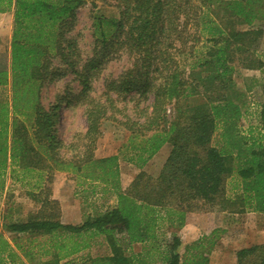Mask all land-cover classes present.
Masks as SVG:
<instances>
[{"label": "trees", "instance_id": "trees-1", "mask_svg": "<svg viewBox=\"0 0 264 264\" xmlns=\"http://www.w3.org/2000/svg\"><path fill=\"white\" fill-rule=\"evenodd\" d=\"M90 1L94 0H0V11L13 7L14 12L10 70L0 65V88L9 83L12 88L11 101H0V176L11 162L21 170L16 180L27 181L37 171L41 182V191L28 193L39 209L25 221L9 223L8 230L48 237V243L38 245L40 255L22 249L32 264H151L153 251L166 264H185L178 251V231L190 212L208 205L264 211V100L262 130L253 136L240 129L243 113L232 96L238 54L243 66L264 69L258 52L264 0H116L117 16H94L95 51L81 70L76 42L67 33L77 11ZM121 50L134 58V64L109 82V93L142 91L153 96L137 120L126 121L132 129L130 140L140 139L133 146L136 154L126 161L143 167L165 144L171 150L156 180L144 181L142 173L128 190L118 188L112 208L79 224L63 223L59 202L51 198L47 184L54 181L53 172L93 178L99 170L96 178L118 186L120 155L96 158L86 151L78 159H63L57 124L65 100L47 107L41 88L58 74L60 69L51 67L58 58L80 76L83 87L75 97L85 103L86 136L92 148L103 136L106 101H114L110 96L106 101L91 97V79L101 55ZM3 54L4 63L8 55ZM221 126L224 143L219 147L213 138ZM235 175L242 190L228 197L227 182ZM85 234L104 235L110 254L88 256L79 263L75 256L91 246L83 240ZM135 243L145 250L131 252ZM209 255L195 254L187 264H207ZM15 257L0 234V264L14 262ZM236 258L235 264H264V243L239 249Z\"/></svg>", "mask_w": 264, "mask_h": 264}, {"label": "rangeland", "instance_id": "rangeland-1", "mask_svg": "<svg viewBox=\"0 0 264 264\" xmlns=\"http://www.w3.org/2000/svg\"><path fill=\"white\" fill-rule=\"evenodd\" d=\"M118 13L116 0L90 1L77 11L67 38H72L76 42L75 55L79 60L81 70L84 69V65L95 51L94 16L96 14L117 16ZM9 15L4 19L7 21L5 28L0 29V39H3L0 51L3 52H7L12 35L13 20ZM199 48H201L200 45ZM258 52L262 53L261 58L264 60V35ZM1 54L0 65L7 66L8 62L3 63L5 58L2 57L4 54ZM101 57L103 59L99 68L94 70L97 74L91 79L92 91L90 95L101 101H106L110 96L114 102L110 104L109 100L106 101L108 112L101 124L103 136L94 147L88 148L85 103L75 97L83 87L80 76L71 72V68L58 58L53 60L51 65L53 69H60L58 74L53 79L46 81L41 88L42 101L47 107L62 99L65 100L59 110L57 124L58 136L65 145L59 150L63 159H78L86 151H92L96 158L120 155L119 187L102 178H96L99 170L95 171L93 178L82 176L76 172L61 170L53 172L54 181L47 184L51 187V198L59 202L60 220L63 223L79 224L90 216H97L112 208L117 202L116 191L118 188L128 190L133 181L142 173V180L150 182L156 180L171 150L170 144H167L168 150L165 149L159 156H155L156 153L143 167L126 161V158L136 154L137 151L133 146L137 145L140 140L138 138L130 140L132 129L126 126V121L128 119L137 120L142 110L151 105L153 96L152 94L143 95L142 91L122 94L109 93V82L119 79L127 69L133 67L134 58L122 50L107 57L104 55ZM240 57L241 55L238 54L235 59L238 69L234 75L235 91L232 96L240 104L243 113L240 129L245 134L251 133L256 136L263 126L261 112L264 100V69L247 68L243 66ZM6 92L8 93V91ZM170 110L169 113H171ZM222 131L221 126L213 138V144L219 147L224 143L221 137ZM16 174L15 171L13 175L16 176ZM39 179V174L33 172L27 181H17L14 178L13 181L0 179V234L9 241L16 252L15 261H8L6 264H32L22 249L31 248L40 255L42 251H38V245H44L48 241V237H43L41 234H19L8 230L9 223L17 220L25 221L29 214L39 209L40 205L28 194L29 191L36 193L41 191ZM241 190L240 178L236 175L230 177L227 182V196L234 197ZM258 213L262 214H257V211L252 210L239 212L236 205H232L226 210H219L218 205H208L190 212L186 224L178 231L182 239V245L178 249L182 255V261L187 264V260L192 259L195 254L198 258L204 252H209L207 264H235L236 252L241 247L264 243V211ZM84 236L83 240H88L91 246L75 256L78 257L79 263H83L88 256L97 257L110 254L111 250L104 235L91 237L89 234H85ZM144 250L141 243H135L131 247V252L134 253ZM131 252L129 251V254ZM152 253L154 262L151 264H166L158 251ZM37 254L36 257H38Z\"/></svg>", "mask_w": 264, "mask_h": 264}, {"label": "crops", "instance_id": "crops-1", "mask_svg": "<svg viewBox=\"0 0 264 264\" xmlns=\"http://www.w3.org/2000/svg\"><path fill=\"white\" fill-rule=\"evenodd\" d=\"M9 13H10V15H9ZM11 16L12 17V20L14 19V12H13V7H11L10 9H8L7 11H0V29H4L5 28V26H6V23H7V21H4V19L5 18H8L7 16ZM9 20V19H8ZM12 29H13V27H12ZM0 37H1V35H0ZM11 39H12V35H11ZM3 39H0V46H2L3 45ZM0 50H1V47H0ZM10 50H11V41H10V45H9V48H8V50H7V52H3V51H0V53H7V55H8V65H7V68L10 70V67H9V65H10ZM5 91H8V93L6 92L5 93ZM11 94H12V88H11V83H9L8 85H6V86H3V87H1L0 88V101L2 102L3 100H9V101H11ZM10 107H11V102H10ZM167 144H165L163 147H162V149L155 155V156H159V155H161V154H163V151L165 150V149H167L168 150V148H167V146H166ZM168 156V155H167ZM14 166H16V165H14ZM14 166H13V164L11 163V162H8V164H7V168H6V171H5V174L4 175H1L0 176V179L2 178V180L3 181H5V179L7 180L8 179V181H10V179L13 181V178L16 180V177H17V175H18V173L21 171L20 170V168L17 166V167H15L14 168ZM17 172V174H16V176H14L13 174H14V172ZM33 173H36L37 174V171H33ZM55 177H56V175H55ZM18 181V180H17ZM257 214H262V213H258L257 212ZM249 246V245H248ZM243 247H247V246H243ZM243 247H241V248H243ZM240 248V249H241Z\"/></svg>", "mask_w": 264, "mask_h": 264}]
</instances>
